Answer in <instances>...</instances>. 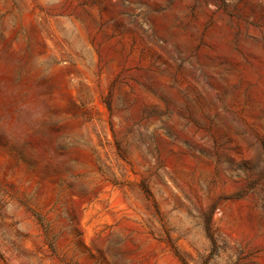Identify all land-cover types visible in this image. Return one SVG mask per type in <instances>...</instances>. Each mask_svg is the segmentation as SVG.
<instances>
[{
	"label": "rangeland",
	"instance_id": "obj_1",
	"mask_svg": "<svg viewBox=\"0 0 264 264\" xmlns=\"http://www.w3.org/2000/svg\"><path fill=\"white\" fill-rule=\"evenodd\" d=\"M0 264H264V0H0Z\"/></svg>",
	"mask_w": 264,
	"mask_h": 264
}]
</instances>
